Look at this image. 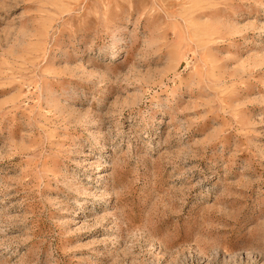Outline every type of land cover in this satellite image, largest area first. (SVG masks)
I'll return each mask as SVG.
<instances>
[{
    "label": "rangeland",
    "instance_id": "rangeland-1",
    "mask_svg": "<svg viewBox=\"0 0 264 264\" xmlns=\"http://www.w3.org/2000/svg\"><path fill=\"white\" fill-rule=\"evenodd\" d=\"M0 264H264V0H0Z\"/></svg>",
    "mask_w": 264,
    "mask_h": 264
}]
</instances>
